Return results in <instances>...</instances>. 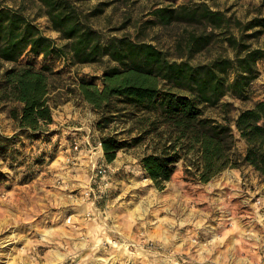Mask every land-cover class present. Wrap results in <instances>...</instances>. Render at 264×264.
I'll return each mask as SVG.
<instances>
[{
  "label": "rangeland",
  "instance_id": "obj_1",
  "mask_svg": "<svg viewBox=\"0 0 264 264\" xmlns=\"http://www.w3.org/2000/svg\"><path fill=\"white\" fill-rule=\"evenodd\" d=\"M4 2L23 6L46 36L65 44L39 4L32 0ZM199 5L221 12L230 23L218 30L204 21L164 25L152 14L161 8ZM80 8L105 38L128 36L151 42L171 58L191 59L195 64L234 57L227 36L240 38L246 24L264 16V0H91ZM209 34L210 45L189 55V36ZM249 43L263 46L264 34ZM27 61L38 66L44 63L42 57L29 54L21 59ZM50 61L60 73L53 77L50 96L53 126L38 138L21 134L8 141L9 153L0 152V264H264L263 252L257 253V259L251 253L234 251L239 241L225 239L227 252H223L225 244L216 235L218 227L195 214L201 205L192 196L184 200L181 209V193H190L196 183L185 178L182 161L164 190L154 185L141 164V158L151 151V137L120 151L114 162L106 161L99 144L102 136L118 134L131 143L141 132L127 121L99 129L101 114L79 96L82 77L93 78L103 87V72L114 65L108 57L100 63L77 66L58 57ZM11 66L0 61V80ZM258 68L260 76L251 85L249 99L224 98L233 105L232 118L264 100V60ZM12 106L0 101V134L7 137L17 132V123L9 113ZM210 112L221 120L218 110ZM234 130L237 149L244 153L247 145ZM233 170L238 169L224 172ZM240 172L243 187L251 186L257 176L256 201L264 225V177L251 167ZM233 206L228 207L235 229L248 230L254 236L256 225L236 221L239 215Z\"/></svg>",
  "mask_w": 264,
  "mask_h": 264
},
{
  "label": "trees",
  "instance_id": "obj_2",
  "mask_svg": "<svg viewBox=\"0 0 264 264\" xmlns=\"http://www.w3.org/2000/svg\"><path fill=\"white\" fill-rule=\"evenodd\" d=\"M32 1L66 42L59 45L46 36L23 6L0 0V61L12 64L2 73L0 101L13 104L9 113L17 123L12 137L0 134V152L9 153L8 141L19 135L38 138L54 123L50 96L53 77L60 73L51 65L52 57L73 66L100 63L108 57L114 65L104 70L103 87L93 78L82 77L79 96L101 114L99 129L127 121L141 130L131 143L118 134L102 136L108 163L120 151L151 137V151L141 158V164L159 190L165 189L181 161L185 178L196 183H209L227 169L246 167L264 177V100L241 110L236 118L231 116L232 103L224 101L226 96L249 99L251 85L260 76L258 63L264 60V45L254 47L249 40L264 34V16L246 24L240 38L227 36L234 57L195 64L191 59H173L151 42L128 36L105 38L80 8L91 0ZM152 14L164 25L204 21L218 30L230 23L206 5L161 8ZM211 41V34L190 35L186 41L189 55L202 52ZM26 54L42 57L44 63H22ZM211 110H218L221 120ZM233 126L247 145L244 153L237 149Z\"/></svg>",
  "mask_w": 264,
  "mask_h": 264
},
{
  "label": "crops",
  "instance_id": "obj_3",
  "mask_svg": "<svg viewBox=\"0 0 264 264\" xmlns=\"http://www.w3.org/2000/svg\"><path fill=\"white\" fill-rule=\"evenodd\" d=\"M241 177L240 169H238L223 172L218 176V179H214L210 183H195L194 187L189 188L190 193H181L180 207L184 209V200L192 196L191 198L201 205L195 214L204 216L209 223L218 227L216 235L223 244H225V239L239 241L240 244L238 248L235 247L234 251L248 252L258 259L257 253H264V225L261 224L259 216L262 214L258 212L260 208L256 201L259 194V189L254 185L257 176L253 178L254 182L251 181V186L246 187L242 186ZM232 179L234 181H231ZM232 205L237 210L236 214L239 215V220L236 221L245 225L250 223L256 225L254 236L248 234V230L242 232L235 229V220H233V214L228 207ZM221 226L224 229L220 230ZM226 246L227 244L224 245L223 252H227ZM216 247L218 248V245Z\"/></svg>",
  "mask_w": 264,
  "mask_h": 264
},
{
  "label": "built area",
  "instance_id": "obj_4",
  "mask_svg": "<svg viewBox=\"0 0 264 264\" xmlns=\"http://www.w3.org/2000/svg\"><path fill=\"white\" fill-rule=\"evenodd\" d=\"M100 144V148H101V150H102V152H103V149H102V144H101V142L99 143ZM78 148V147H77Z\"/></svg>",
  "mask_w": 264,
  "mask_h": 264
}]
</instances>
